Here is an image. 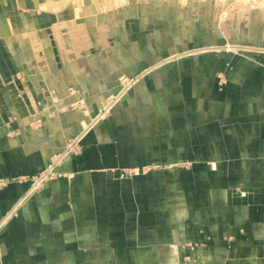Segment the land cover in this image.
Returning <instances> with one entry per match:
<instances>
[{
	"label": "crops",
	"instance_id": "1",
	"mask_svg": "<svg viewBox=\"0 0 264 264\" xmlns=\"http://www.w3.org/2000/svg\"><path fill=\"white\" fill-rule=\"evenodd\" d=\"M228 5L0 0V264H264V10Z\"/></svg>",
	"mask_w": 264,
	"mask_h": 264
},
{
	"label": "built area",
	"instance_id": "2",
	"mask_svg": "<svg viewBox=\"0 0 264 264\" xmlns=\"http://www.w3.org/2000/svg\"><path fill=\"white\" fill-rule=\"evenodd\" d=\"M137 78H123L120 82V90L117 94L110 95L106 101V106L103 109V112H106V108L110 105H113V107L120 101L122 96L129 91L137 82ZM110 111H107L109 113ZM97 119V118H96ZM98 121V119H97ZM90 128L88 127V130ZM81 143V137L74 138L69 141L66 149L54 156L51 159L50 164L48 167L40 172L38 175L32 177V186H31V192H35L49 179H52L56 175V169L61 163V161L68 155L77 153L79 151ZM7 181H0V186L6 185Z\"/></svg>",
	"mask_w": 264,
	"mask_h": 264
},
{
	"label": "rangeland",
	"instance_id": "3",
	"mask_svg": "<svg viewBox=\"0 0 264 264\" xmlns=\"http://www.w3.org/2000/svg\"><path fill=\"white\" fill-rule=\"evenodd\" d=\"M227 1H228L229 5L227 7L226 12L223 14V16H225V17L229 13H233L236 11H242L244 13H249V12L255 11V10H264V0H227ZM89 125H91V126H89ZM87 126H89V128L91 129L92 123L89 122ZM85 133H87V132H85Z\"/></svg>",
	"mask_w": 264,
	"mask_h": 264
},
{
	"label": "bare ground",
	"instance_id": "4",
	"mask_svg": "<svg viewBox=\"0 0 264 264\" xmlns=\"http://www.w3.org/2000/svg\"><path fill=\"white\" fill-rule=\"evenodd\" d=\"M126 93H127V92H126ZM104 108H105V107H104ZM112 108H113V105L108 106V107L106 108V112H107V111H110ZM106 112H101V113H99V115H97L96 118L101 119V118L106 114ZM94 118H95V117H94ZM89 126H91V125H89ZM84 136H85V135L82 133L80 136H77L76 139L79 138V137H81V142H82Z\"/></svg>",
	"mask_w": 264,
	"mask_h": 264
}]
</instances>
